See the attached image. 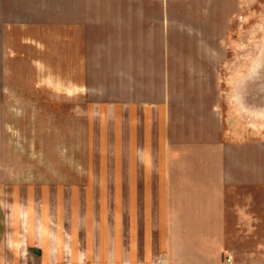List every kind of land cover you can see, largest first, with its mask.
<instances>
[{
	"label": "crops",
	"instance_id": "crops-1",
	"mask_svg": "<svg viewBox=\"0 0 264 264\" xmlns=\"http://www.w3.org/2000/svg\"><path fill=\"white\" fill-rule=\"evenodd\" d=\"M51 2L0 0V26H60L63 103L76 100L77 122L101 141L94 154L114 157L62 180L55 197L4 164L0 264H264L245 0H59L48 18Z\"/></svg>",
	"mask_w": 264,
	"mask_h": 264
},
{
	"label": "rangeland",
	"instance_id": "rangeland-1",
	"mask_svg": "<svg viewBox=\"0 0 264 264\" xmlns=\"http://www.w3.org/2000/svg\"><path fill=\"white\" fill-rule=\"evenodd\" d=\"M50 6L48 18H59V0H52ZM244 34L245 102L252 107L254 100L260 109L264 146V0H245ZM60 52V26H0V176L5 164L4 174L22 183L36 181L37 190H42V183L52 184L54 197L66 191L59 186L62 180H75L76 175L87 178L91 164L108 163L114 157L94 154L101 141L90 137L87 122H77L76 100L73 107L63 103ZM79 103L82 109V98ZM103 142L108 146L107 140ZM13 162L20 166L8 172ZM122 196L116 203L117 210L122 208L117 211L121 216L125 215ZM87 202L86 210L93 209ZM114 205L111 200L107 209L110 206L112 212ZM117 223L123 233L130 219L117 218ZM138 235L141 255L142 236Z\"/></svg>",
	"mask_w": 264,
	"mask_h": 264
},
{
	"label": "built area",
	"instance_id": "built-area-1",
	"mask_svg": "<svg viewBox=\"0 0 264 264\" xmlns=\"http://www.w3.org/2000/svg\"><path fill=\"white\" fill-rule=\"evenodd\" d=\"M227 261L230 263L231 262V257H228L227 258Z\"/></svg>",
	"mask_w": 264,
	"mask_h": 264
}]
</instances>
